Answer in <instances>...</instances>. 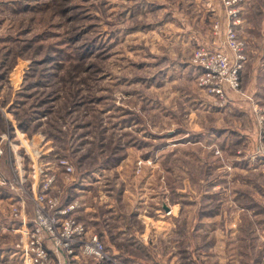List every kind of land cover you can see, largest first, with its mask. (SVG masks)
Returning <instances> with one entry per match:
<instances>
[{"label": "rangeland", "instance_id": "1", "mask_svg": "<svg viewBox=\"0 0 264 264\" xmlns=\"http://www.w3.org/2000/svg\"><path fill=\"white\" fill-rule=\"evenodd\" d=\"M230 27L236 89L192 63L204 48L231 66ZM0 149L26 188L54 171L51 195L79 197L89 231L146 237L124 264H264V0H0ZM11 192L0 264H21L33 219Z\"/></svg>", "mask_w": 264, "mask_h": 264}, {"label": "built area", "instance_id": "2", "mask_svg": "<svg viewBox=\"0 0 264 264\" xmlns=\"http://www.w3.org/2000/svg\"><path fill=\"white\" fill-rule=\"evenodd\" d=\"M235 1L237 0H225V4L231 8ZM235 14L236 10L228 11L229 16ZM232 30L231 27L228 28L226 35V45L235 54V62L231 66L225 53L207 51L204 48L193 52L192 63L199 65L208 76L221 78L236 89L244 55L242 42L237 40ZM1 153L0 149V155ZM59 165L66 172L73 171L65 160H59ZM32 178L34 184L26 188L20 174L8 177L0 172V186L12 191V196L16 197L17 202L12 206L15 216L21 215L19 208H23L28 199L33 204V219L29 227L24 217L21 218L25 229V235L17 245L21 264H77L80 254L91 256L101 264H124L120 257L106 250L99 234L89 231L79 220L77 213L83 205L79 197L61 203L57 195H51L58 178L54 171L36 166L33 168Z\"/></svg>", "mask_w": 264, "mask_h": 264}, {"label": "crops", "instance_id": "3", "mask_svg": "<svg viewBox=\"0 0 264 264\" xmlns=\"http://www.w3.org/2000/svg\"><path fill=\"white\" fill-rule=\"evenodd\" d=\"M88 215H90L89 224L98 220L97 218L91 217V216H93V214L91 212H87L86 216H88ZM95 223L98 225V222H95ZM92 227H94V229H96V230L100 229L99 231L101 232L102 236H100L101 234L99 236L102 238H104V236L106 237L105 242L107 241V243L109 244V246H107L108 250L112 254L120 257L123 262H126V260H127V256H128L127 254L129 252L128 246L132 247L134 245V242L139 243V245L142 247L141 249H144V248L147 249V247H148V245H147L148 241H146V237H144L142 235H140V237H139V236H135L132 233H126L125 229H123V228H119L118 232H111V234L108 235L106 233L107 229L105 230L104 228H102L101 224H100V228L95 227L94 225H92ZM231 227H233V224L231 225ZM107 232L109 233L108 230H107ZM231 255H232V253H230V256ZM205 259H207V256L204 257V261H205ZM90 264H92V263L90 262ZM138 264H142V262H138Z\"/></svg>", "mask_w": 264, "mask_h": 264}, {"label": "trees", "instance_id": "4", "mask_svg": "<svg viewBox=\"0 0 264 264\" xmlns=\"http://www.w3.org/2000/svg\"><path fill=\"white\" fill-rule=\"evenodd\" d=\"M18 125L20 126V128H22V124L19 123Z\"/></svg>", "mask_w": 264, "mask_h": 264}, {"label": "water", "instance_id": "5", "mask_svg": "<svg viewBox=\"0 0 264 264\" xmlns=\"http://www.w3.org/2000/svg\"><path fill=\"white\" fill-rule=\"evenodd\" d=\"M165 210H168V209L165 207Z\"/></svg>", "mask_w": 264, "mask_h": 264}]
</instances>
